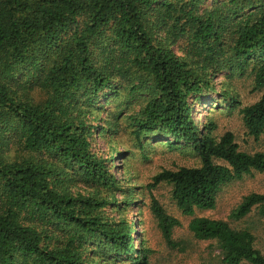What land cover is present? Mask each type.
Listing matches in <instances>:
<instances>
[{"label":"trees","instance_id":"trees-1","mask_svg":"<svg viewBox=\"0 0 264 264\" xmlns=\"http://www.w3.org/2000/svg\"><path fill=\"white\" fill-rule=\"evenodd\" d=\"M206 1L0 0V264H95L86 240L134 253L126 222L105 214L118 182L112 158L93 146L101 98L143 97L129 116L140 147L143 134H158L197 156L198 167L164 170L148 185H171L184 216L213 210L223 185L264 173V153L243 152L231 132L217 138L214 123L193 118L219 75H248L260 97L239 114L247 136L264 134V0ZM221 96L238 105L224 87ZM253 208L264 216V193L246 196L234 218ZM151 211L170 242L179 221L154 198ZM188 228L217 243L223 264H264L248 230L205 217ZM147 255L127 262L148 264Z\"/></svg>","mask_w":264,"mask_h":264},{"label":"rangeland","instance_id":"rangeland-1","mask_svg":"<svg viewBox=\"0 0 264 264\" xmlns=\"http://www.w3.org/2000/svg\"><path fill=\"white\" fill-rule=\"evenodd\" d=\"M212 3V0H207L204 6ZM225 75L223 73L216 79L214 93L194 105L193 118L198 125L205 121L214 123L217 129L213 135L217 138L231 132L243 152L264 153V134L258 139L247 136L239 114L240 108L255 103L260 93L254 90L250 76L226 82ZM222 87L228 90L238 105L232 104V108L228 105L229 101L221 96ZM33 95L37 98V94ZM143 100V97H136L128 102L120 99L99 100L103 108L99 111L96 124L101 128L95 132L93 146L99 156L112 158L111 173L118 182L105 214L110 219H123L126 222L132 232L130 239L135 250L131 256H126L105 251L94 244V240H86L84 246L89 260L95 264H128L127 260L135 258L137 251H145L148 252V264H223L215 241L196 240L190 232L188 225L193 217L221 220L233 229L248 230L254 236L255 248L264 256V216L253 208L244 218H234V213L246 196L264 193V173L252 172L240 180L223 185L217 194L213 210H196L193 217L182 215L172 199L171 185L163 182L152 190L148 185L155 175L164 170L198 167L199 159L191 148L183 144L169 148L166 143L170 139L158 134H143L140 137L143 147H140L132 134L129 116L140 111ZM15 149L16 146L11 145L8 155L12 156ZM84 189L79 185L74 190L83 192ZM152 198L166 214L179 221V226L172 230L170 242L164 238L151 211ZM125 204L128 205L127 208L124 207Z\"/></svg>","mask_w":264,"mask_h":264}]
</instances>
